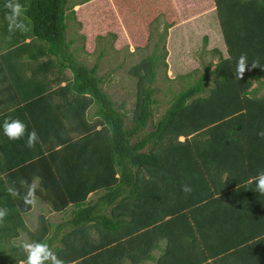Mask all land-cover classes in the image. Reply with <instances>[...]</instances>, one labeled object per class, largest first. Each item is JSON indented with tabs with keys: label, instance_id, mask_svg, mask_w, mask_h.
<instances>
[{
	"label": "trees",
	"instance_id": "1",
	"mask_svg": "<svg viewBox=\"0 0 264 264\" xmlns=\"http://www.w3.org/2000/svg\"><path fill=\"white\" fill-rule=\"evenodd\" d=\"M20 3L27 7L28 30L9 32L0 0V77L9 93L0 114V208L9 210L0 223V264L25 259L22 243L12 242L21 232L28 242L51 247L63 228H68L61 239L65 250L52 249L65 264H116L119 256L139 264L154 259V236L167 239L156 264H179L181 255L176 263L169 258L168 229L192 228L187 219H196L195 226L207 237L212 234L207 229L221 234L235 229L241 237L216 243L210 256L238 254L243 264H264V210L250 190L247 169L256 176L250 155L264 157V97L251 88L253 80L264 77V69H252L242 80L232 73L241 54L264 64V0H214L227 55L176 93L156 121L152 83L160 55L150 54L131 67L136 99L128 116L102 90L97 65L87 67L70 51L66 20L73 11L66 13L68 0ZM67 69L71 79L63 76ZM210 72L216 77L214 86L201 95ZM93 104L96 118L90 121L87 112ZM9 117L36 130L40 142L35 148L25 146L26 138L4 136L2 125ZM33 178H38L37 198L50 211L71 207L70 218L54 225L41 213L34 229L27 226L25 215L32 207L24 205L26 188L20 181ZM185 184L191 194L181 191ZM9 187L20 196L12 197ZM98 191L96 202H87ZM105 205L112 207L109 217L102 213ZM89 222L97 230V244L81 231ZM211 245L215 243H207ZM206 260L188 264H210Z\"/></svg>",
	"mask_w": 264,
	"mask_h": 264
},
{
	"label": "rangeland",
	"instance_id": "2",
	"mask_svg": "<svg viewBox=\"0 0 264 264\" xmlns=\"http://www.w3.org/2000/svg\"><path fill=\"white\" fill-rule=\"evenodd\" d=\"M215 9L214 0H68L66 13L73 11V15L66 20V40L77 61L89 68L97 65L102 90L128 116L136 99L137 78L130 74L131 67L150 54L160 55L152 83V119L156 121L176 93L194 84L204 67L210 66L211 71L227 55ZM63 76L71 79V72L64 70ZM215 78L208 74L201 95L214 86ZM251 88H256L257 97H264V77L253 80ZM95 110L96 104L91 105L88 120L96 118ZM245 152L251 153L246 148ZM251 161L256 165V159ZM258 166L264 170L262 163ZM100 194L91 193L88 199L95 201ZM103 210L109 215L112 207ZM41 213L57 223L70 218L71 207L55 214L37 198L36 206L25 215L29 228L35 227ZM83 227L90 236V227ZM96 235L94 244L99 240ZM25 241V232L12 240L15 244Z\"/></svg>",
	"mask_w": 264,
	"mask_h": 264
},
{
	"label": "clouds",
	"instance_id": "3",
	"mask_svg": "<svg viewBox=\"0 0 264 264\" xmlns=\"http://www.w3.org/2000/svg\"><path fill=\"white\" fill-rule=\"evenodd\" d=\"M4 9H6L4 19L7 22L9 32H26L28 25L25 23V13L27 7L20 3V0H4ZM255 68L264 69V64L259 60L249 62L246 54H241L235 61V67L232 70L233 79L242 80L245 73ZM3 134L11 141H19L26 138L25 146L29 149L35 148L36 144L40 142V138L35 129L28 130L27 125L18 118H6L2 125ZM260 135L264 137V132ZM181 137V136H180ZM21 185L26 188L25 193L21 197L24 205L35 207L37 204L36 192L38 189V182L33 178L31 182L28 180H21ZM250 190L257 193L260 197H264V170L259 171L256 176L249 180ZM8 193L12 197L20 196V193L15 188L9 187ZM181 191L185 194H191L192 189L189 185H182ZM9 210L7 208H0V223H2L8 216ZM21 250L25 259L21 260L20 264H64V261L57 256L55 251L45 242H22Z\"/></svg>",
	"mask_w": 264,
	"mask_h": 264
},
{
	"label": "crops",
	"instance_id": "4",
	"mask_svg": "<svg viewBox=\"0 0 264 264\" xmlns=\"http://www.w3.org/2000/svg\"><path fill=\"white\" fill-rule=\"evenodd\" d=\"M6 42H7V38H5L1 44L5 45ZM22 60L24 61L23 62L24 64L26 62H28V60H24V59H22ZM30 74H31L30 70H26L24 72L25 76H29ZM2 80L0 77V114H3L6 111V107H5L6 103L4 101L6 99V96H9V93L6 90V84L2 83ZM3 87L5 88L4 91L2 90ZM253 158L256 159L255 157H253V155H250V161L249 160L248 161H249V163H251L252 167H256L255 169H257V170H255V171H259L258 162L260 160H264V157H262L263 159H256V162H255L256 165L254 163H252V161H251V160H253ZM260 162H263L262 165L264 166V161H260ZM247 169H248V174H249L250 179H251L249 168H247ZM36 179L38 182V178H36ZM253 187H254V184H253ZM98 192H100V191H98ZM256 195L260 201V205H261L262 209L264 210V197H260L257 193H256ZM96 200L90 201L87 197V202H89V203L93 204L94 202H96ZM237 204H240V202H237ZM227 205L229 206L230 202L222 203V208H226ZM113 206H114V204H113ZM52 212L55 214L61 213V212H55V211H52ZM109 215H110V212H109ZM109 215H107V216L109 217ZM239 215H241V214L239 213ZM111 218L113 219V216ZM197 219H199V221H201L202 217L199 216ZM187 220H189L187 222L188 225H190L192 228H189V226L187 228V226H186V228L183 232L180 231L179 226H176V232H174L175 229L171 228L172 225H169L168 233H169V235H171V238H170V241L168 243L170 246L169 247V250H170L169 258L171 259V262L173 261L174 263H176L177 257H179L181 255V258L179 260V264L180 263L188 264L193 259L196 261L199 259H203L204 257L205 258L207 257L206 261L210 264H243V262H242L243 260L241 257H239L238 254H232L231 255L230 253H228V254L226 253L223 255L219 254V256L218 255L210 256V253H208V252L213 253L215 251L214 249L218 248L219 245L216 243H222L223 241H226L227 238L230 241H235V239L238 240L239 238H241V237L238 238V235L235 233L236 232L235 229L228 231V233H226V234H221V232L213 233V232H211V230L207 229V233H209V234L212 233L210 235V237H207L206 233H203L202 230H199V228H197V226H195V220L196 219L195 220L187 219ZM49 221L54 225L60 223V221L57 223H53L51 219H49ZM91 224L92 223L89 222L87 224H84L83 226H89L90 227ZM36 225H37V222H36ZM36 225H35V227H36ZM83 226H81V228H82L81 231H83V234L87 235L88 232H85L83 230V228H84ZM205 226H208V225H205ZM34 228H30V229H34ZM202 229H203V227H202ZM67 230H68V228H63L62 230L59 231L58 236L52 241L51 248L58 247V248H61L62 250H65L66 245H65V243H63L61 241V239L63 237V233H66ZM90 230H91V237L97 238V235H96L97 230L94 228H90ZM92 232H93L94 236L92 235ZM178 232H179V234H177ZM239 235H240V233H239ZM72 237L71 236H70V238L67 237L66 242H68V243L71 242ZM153 240H154V242H153L154 248L151 252V256L154 259L142 260L139 264H145V262H148L149 264H156L155 260L157 259V257L164 254L166 243H167L166 237L161 238L160 236H154ZM210 242H214L215 245H211V247L208 248L207 243H210ZM156 243L158 244V247H155ZM117 261L118 262H116V264H132L131 261L129 260V258H127L125 256H119V260H117ZM66 264H76V262L72 261V262H68Z\"/></svg>",
	"mask_w": 264,
	"mask_h": 264
}]
</instances>
